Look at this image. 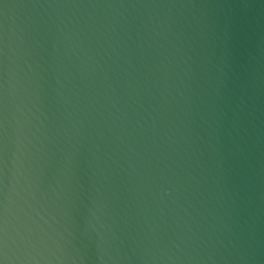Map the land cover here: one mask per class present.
<instances>
[{
    "label": "water",
    "instance_id": "water-1",
    "mask_svg": "<svg viewBox=\"0 0 264 264\" xmlns=\"http://www.w3.org/2000/svg\"><path fill=\"white\" fill-rule=\"evenodd\" d=\"M0 264H264V0H0Z\"/></svg>",
    "mask_w": 264,
    "mask_h": 264
}]
</instances>
